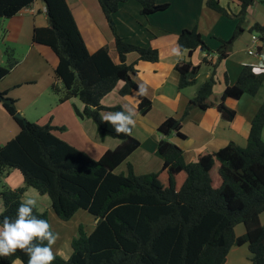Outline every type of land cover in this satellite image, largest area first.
<instances>
[{
	"label": "trees",
	"instance_id": "obj_1",
	"mask_svg": "<svg viewBox=\"0 0 264 264\" xmlns=\"http://www.w3.org/2000/svg\"><path fill=\"white\" fill-rule=\"evenodd\" d=\"M35 1L0 0V19L17 15ZM97 1L110 23L117 59L108 45L89 50L67 0H43L48 24L34 27L32 40L49 46L57 56L54 73L62 86L55 82L52 89L60 95V102L78 98L83 107L74 106L77 115L92 119L101 139L113 137L120 143L94 158L62 139L57 131L66 128L52 124V116L45 122L17 117L16 100L0 90V101L20 127L16 136L0 144V178L17 170L23 179L21 185L0 189V220L4 216L15 219L25 192L34 188L40 195L49 196L51 210L60 219L69 220L80 209L96 219L90 233L79 227L70 257L54 253L53 264H226L231 249L245 244L253 264H264V101L251 121L245 146L230 143L193 161L187 160L185 151L169 139L174 134L185 138L183 119L167 117L158 126L162 167L157 172L136 174L127 160L141 142L133 131L131 135L116 134L102 122L103 111L121 110V105L106 106L102 100L119 82L124 83L122 96L140 89L135 64L126 61L128 54L156 62L159 52L117 33L113 16L129 0ZM136 1L146 16L169 6L158 0ZM256 1L237 0L240 9L232 14L219 0H206L207 7L239 19L233 36L222 41L216 60L209 57L211 49L196 27L179 33V47L190 57L196 51L207 53L198 64L191 58L176 64L179 89L198 83L202 65L212 70L190 99L184 116L194 107L216 106L223 119L232 121L237 114L233 104L244 94H258L264 84V65L246 64L234 84L227 82L219 102L211 100L217 83L215 69L231 53ZM250 31L264 39L263 24L255 22ZM8 56V63L0 64V80L18 62ZM152 106L150 98L138 95L141 114L146 115ZM125 163L126 171L119 172ZM34 214L50 224L48 211L36 206ZM239 224L245 228L240 235L236 232ZM17 259L27 264L28 258L20 249L12 256L0 257V264H13Z\"/></svg>",
	"mask_w": 264,
	"mask_h": 264
},
{
	"label": "crops",
	"instance_id": "obj_2",
	"mask_svg": "<svg viewBox=\"0 0 264 264\" xmlns=\"http://www.w3.org/2000/svg\"><path fill=\"white\" fill-rule=\"evenodd\" d=\"M67 1L89 50L93 52L103 45H108L113 56L117 59L114 35L98 1ZM219 1L228 12L238 13L240 7L237 0ZM158 2L168 3L169 6L164 11L145 17L141 13L140 3L136 0H129L123 3L119 11L113 16L119 35L126 37L134 44L144 47L152 46L159 52V60L156 62L140 60L136 53H130L126 57L129 64H135L137 69L135 79L140 87H144L145 93L143 95L152 100V109L146 115L141 114L138 110L140 91H133L128 96H122L120 89L124 85L123 82H119L116 88L109 93L119 95L121 102L116 99L115 103H109V94L102 100L106 106H127L135 111L136 127L133 129V135L140 140L141 145L127 162L133 165V169L138 175L157 172L162 167L164 159L157 155L158 144L162 138L158 126L167 117L173 116L183 119L182 132L185 134V138H180L174 134L169 139L185 151L187 160L193 161L201 154L212 153L230 143L245 146L251 121L260 104L264 101L262 97L259 98L257 95L244 94L233 104L237 114L232 121L223 119L216 106H210L207 109L194 107L187 116H184L190 99L196 95L199 85L212 70L206 66L203 80L198 83V86L195 84L182 90L179 89V74L175 69L176 64L180 60L190 58L198 64L207 56L205 51H196L192 57L186 51H182L178 44L179 33L184 29L196 27L211 49L209 57L216 60L222 41L229 40L233 36L239 19L234 15L222 14L207 7L206 0H158ZM256 4L257 1L250 7L244 24V31L234 42L231 53L222 59L215 69L217 83L211 97L215 103L219 102V96L224 91L227 82L229 84L236 82L244 65L263 63L264 52L258 57L248 52L252 46L250 28L255 22L264 25V12L260 11ZM141 14L144 16V24L140 22ZM28 16H31L32 19ZM7 19L10 22L9 24L4 22L6 26L3 34L5 44L11 46L13 43L14 48H21L24 51L20 54L15 67L0 80V90L7 91L8 96L16 100L18 112L28 118L24 107L18 105L21 99V97H17L19 94L21 95L19 90L28 85L38 84L43 73L41 69L44 67L46 68V76L50 79L46 85L47 88H52V84L55 82L59 84L60 82L55 78L54 73L57 56L49 46L34 43L32 40L34 27L48 24L46 6L43 0H36L31 7L25 8L17 15ZM247 31L251 33L249 34ZM5 47L7 45L3 48ZM3 48H0V63L4 62ZM35 86V88L28 89L29 93L36 90V95L32 96V102H35L41 91L38 85ZM215 94L217 96L213 97ZM75 105L78 108L83 107V103L78 98L57 103L55 96H52L47 105L48 108L43 109L45 112L36 121L45 122L52 116V124L56 126H65L64 122L69 123L70 129L57 132L58 135L94 158L101 157L106 150L115 148L120 143L119 139L113 137L101 139L95 122L90 118H81L76 115ZM54 112H58L61 118L55 120V116L51 115ZM105 112L112 111L106 110ZM19 129L18 123L0 101V132L3 133L0 143L16 136ZM126 169L127 164L125 163L119 167L118 171L124 172ZM6 178L11 182V187L21 185L23 181L17 170H12ZM229 259L230 253L226 264H234V261L230 262ZM16 261V264H23L18 259Z\"/></svg>",
	"mask_w": 264,
	"mask_h": 264
},
{
	"label": "rangeland",
	"instance_id": "obj_3",
	"mask_svg": "<svg viewBox=\"0 0 264 264\" xmlns=\"http://www.w3.org/2000/svg\"><path fill=\"white\" fill-rule=\"evenodd\" d=\"M256 5L258 6L260 11L264 12V0H257ZM144 16L146 17V15H144ZM144 16L141 14L140 22L142 24L145 23ZM28 17L32 19L31 16H28ZM15 20H17V19H15ZM4 22H7L6 24H9L10 21H9V19H0V48H3L5 45H7V47L2 49V51L5 53L4 62L0 63L2 65H6L8 63V57H9L8 55H11V59L14 60V58H16L18 60L20 57V54H22L24 51L21 48H14L13 43H11V46H9V44H5V42H4L5 36H3V34H4V30H5L6 26H5ZM140 27L142 28V26H140ZM139 31H140V29H139ZM247 32L249 34L251 33L249 31H247ZM103 35L106 37V35L104 33H103ZM8 47H10V48H8ZM6 49H7L8 53L5 52ZM13 56H14V58H13ZM33 57H35V56H33ZM262 64L264 65V60H263ZM205 68H206V66H203V69L201 70V74L199 76L198 83H201V81L203 80ZM41 70L43 71V73L40 76V82L38 84L28 85V86L23 87L22 89L19 90V91H21V95L19 94V96H17V97H21L20 104H18V105H20L21 107H24V109L26 111V115L30 120L22 114L23 117H25L29 121H33V122H36V120L39 117H41L42 114L45 112L43 109H45L47 107L52 96H55L57 103L60 102V95H58L52 88H49V87L47 88V86H46L47 83H49V81H50L48 76H46V68L44 67ZM198 83H197V86L199 85ZM35 85H38L41 88V91H40L39 96L36 98L35 102H32V99H33L32 96L34 94L36 95V93H35L36 90H33L32 92L30 91L32 93L31 94V93H29L28 89L35 88L36 87ZM58 85H61V84L59 83ZM19 91H17V92H19ZM108 96H109V103H115L117 101L116 99L120 100V102H121L120 96L115 94V93H111ZM216 96H217V94H215L213 97H216ZM257 96L259 98L262 97V99H264V85L259 90ZM102 113H103V115H107V114L112 113V112H105L104 111ZM51 115L55 116V120H58L61 118L58 115V112H54V114L52 113ZM76 115H77V113H76ZM64 124H65L66 129L67 128L70 129L69 123L64 122ZM58 126H61V125H58ZM62 131H64V130H58L57 132H62ZM2 136H3V133L0 132V140H1ZM8 139H10V138H8ZM262 139L264 141V130H263ZM6 141H7V139L4 140L3 143H0V144H4ZM157 155L163 159V156L158 152V150H157ZM216 173H217V171L215 169V174H213V175L216 176ZM10 185H11V182L6 178V176L0 178V189H2V187H10ZM28 198L36 199V201H37L36 206L40 211H48L49 212V215H50L49 221H50L51 229L53 230V232H55L57 234V240L55 241V244L53 245V252L57 253L58 255H60L63 258H69L70 257V255L72 253L71 243H72L73 238L79 234V227L80 226H82L83 229L88 233L92 232L93 229L95 228L96 219L87 210L80 209L75 213V215L71 219L62 220L59 217H57L55 215V213L52 212L51 201H50V198L48 195H40L34 188H29L28 191L25 192V194L23 196V200L28 199ZM1 211H3V205H2V201L0 199V212ZM262 219L264 220V215H263ZM244 230H245V228H244L243 224H239L236 226V232L242 233ZM251 256L252 255L250 253V250H249L247 244H245L243 246L233 247L231 249V252H230V259L229 260H230V262L234 261L233 262L234 264H253ZM16 262L17 261L15 260L13 264H16Z\"/></svg>",
	"mask_w": 264,
	"mask_h": 264
},
{
	"label": "clouds",
	"instance_id": "obj_4",
	"mask_svg": "<svg viewBox=\"0 0 264 264\" xmlns=\"http://www.w3.org/2000/svg\"><path fill=\"white\" fill-rule=\"evenodd\" d=\"M139 91L144 94V87L141 86ZM134 117L135 111L131 107L121 106L119 111L102 115L101 120L107 122L116 134L131 135L136 127ZM36 205V199H25L19 204L15 219L4 216L0 220V257L12 256L20 249L28 258L27 264H53L57 234L46 219L34 214Z\"/></svg>",
	"mask_w": 264,
	"mask_h": 264
},
{
	"label": "built area",
	"instance_id": "obj_5",
	"mask_svg": "<svg viewBox=\"0 0 264 264\" xmlns=\"http://www.w3.org/2000/svg\"><path fill=\"white\" fill-rule=\"evenodd\" d=\"M252 46L249 49V54L255 56H261L264 52V39H262L258 33H252L251 35Z\"/></svg>",
	"mask_w": 264,
	"mask_h": 264
},
{
	"label": "water",
	"instance_id": "obj_6",
	"mask_svg": "<svg viewBox=\"0 0 264 264\" xmlns=\"http://www.w3.org/2000/svg\"><path fill=\"white\" fill-rule=\"evenodd\" d=\"M16 116L19 117V118L23 117V115L20 112H17Z\"/></svg>",
	"mask_w": 264,
	"mask_h": 264
}]
</instances>
